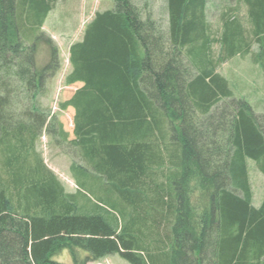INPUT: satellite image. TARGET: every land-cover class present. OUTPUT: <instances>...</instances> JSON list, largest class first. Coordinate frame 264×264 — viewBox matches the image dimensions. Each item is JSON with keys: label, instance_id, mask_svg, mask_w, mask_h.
I'll list each match as a JSON object with an SVG mask.
<instances>
[{"label": "trees", "instance_id": "1", "mask_svg": "<svg viewBox=\"0 0 264 264\" xmlns=\"http://www.w3.org/2000/svg\"><path fill=\"white\" fill-rule=\"evenodd\" d=\"M113 1L70 47L66 84L81 86L61 108L75 110L70 143L87 166L72 165L69 193L37 150L42 131L68 139L39 101L59 68L54 44L41 71L35 56L55 0H0V264H64L65 250L73 264H264L248 170L264 176V114L235 98L211 47L222 63L257 45L264 70V0H238L219 38L209 0H168V35Z\"/></svg>", "mask_w": 264, "mask_h": 264}, {"label": "rangeland", "instance_id": "2", "mask_svg": "<svg viewBox=\"0 0 264 264\" xmlns=\"http://www.w3.org/2000/svg\"><path fill=\"white\" fill-rule=\"evenodd\" d=\"M143 11L144 15L151 14L157 26L166 35L169 34L168 0H133ZM238 0H209L207 19L211 24L213 38H219L222 28V14L237 6ZM239 3V2H238ZM113 0H55L54 9L48 14L41 29L40 40L36 45V66L41 71L51 59V44L58 48L59 68L55 72H48L45 86L39 94L42 109L49 114V119L61 122L68 134L65 140L58 134L42 131L37 142V150L42 155L46 165L53 170L61 180L65 190L75 193L78 189L72 171L73 164L86 165L79 151L70 143L74 138L73 107L64 110L61 104L69 100L81 84L68 86L66 78L71 72L70 47L83 39L84 31L97 12L113 9ZM236 12L244 22H247L246 7L239 5ZM52 42V43H48ZM212 57L215 71L224 76L234 92L235 98L246 100L256 114H264V70L253 60L251 54L258 52L254 45L250 55L236 56L230 60L218 63L221 44H212ZM58 126V125H56ZM59 127V126H58ZM248 170L252 189V200L255 207H260L264 201V176L260 173L256 163L248 159ZM86 192L93 198L94 193L89 188ZM83 191V190H82ZM93 195V196H92ZM96 197V196H95ZM64 264H73L67 250L54 258ZM87 264H130L119 255H112Z\"/></svg>", "mask_w": 264, "mask_h": 264}]
</instances>
